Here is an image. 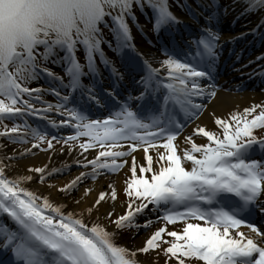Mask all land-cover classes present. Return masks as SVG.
Returning <instances> with one entry per match:
<instances>
[{"label":"snow or ice","instance_id":"6c2138e0","mask_svg":"<svg viewBox=\"0 0 264 264\" xmlns=\"http://www.w3.org/2000/svg\"><path fill=\"white\" fill-rule=\"evenodd\" d=\"M241 2L244 14L264 12V0ZM173 3L197 26L179 50L175 33L184 21L169 0H0V137L31 142L32 148L47 141L52 150L55 141L61 152L65 145L69 153L76 150L74 164L87 170L61 185L62 193L120 172L125 195L123 212L106 211L102 224L100 205L114 204L118 196L114 182L86 209L65 211L66 205L23 186L43 182L58 169L29 166L36 177H10L6 170L12 165L5 159L22 158L30 149L0 157V213L7 218L0 223V252L11 253L7 264H145L143 254L163 256L164 264H264V230L249 219L264 220V134L254 132L264 130V103L226 117L213 113L215 131L194 125L182 135L203 109L197 100L215 95L220 39L214 22L234 6L220 0ZM137 12L147 14L162 58L138 50L129 24H139ZM102 46L135 71V96L120 97L116 81L123 75ZM97 56L112 78L100 91ZM62 129L69 134L55 135ZM90 149L96 150L91 159ZM138 149L143 163L134 155ZM91 191L85 187L83 195ZM153 224L158 227L140 247L118 242L123 230L139 233Z\"/></svg>","mask_w":264,"mask_h":264},{"label":"bare ground","instance_id":"6f19581e","mask_svg":"<svg viewBox=\"0 0 264 264\" xmlns=\"http://www.w3.org/2000/svg\"><path fill=\"white\" fill-rule=\"evenodd\" d=\"M223 4H229L233 5L234 7H230L229 11L226 15H224L225 20L224 25L226 28L230 29V25L233 22L234 19H238V23L236 26H231L236 28V31H240V33H237L234 36H237L238 34H242L243 32H250L251 30H257L261 32L260 35V41H264V22H261V17L264 16V12H251L249 14H244L242 12V9L244 8V4L241 2V0H221ZM231 28V31H233ZM250 30V31H249ZM256 43V40H249L248 41V47L254 46ZM222 50L220 48L219 51V59L216 63V71L222 72L224 75L225 83H223V88H228L229 85H227L231 78H236V82L231 85L230 92L224 91L215 93L213 96H206L207 100H211V103L208 105L205 113L200 119H197L194 124L191 125V128L194 125H203L208 130H216V126L213 123V116L214 113L216 116L220 117H226L228 113L234 111V110H241L242 108L246 106H251L252 104H258L259 102L264 100V90L261 92L255 93V94H248L249 91L246 90L243 93V95H236L231 94L234 93L233 90L236 88L237 83L240 82L243 87L247 85V89H250L256 84V81H251V75L253 73H260L263 70V67L261 63L253 62L251 61L254 58H246L244 56L237 57V65L238 68L232 69L224 65V61L229 58V52L225 51L222 53ZM264 53V49L261 50L260 54ZM264 66V65H263ZM246 93V94H244ZM125 97V96H124ZM134 102V101H131ZM189 129V131L191 130ZM188 131V132H189ZM201 143V141H198ZM29 148L30 152L28 154H25L22 156H17L16 159L12 161H8L5 159V163H10L12 165L11 168L7 169V175L12 177L16 175H32L33 177H36L37 174L35 172L29 171V166L31 167H41V166H47L48 169L56 168L60 170V168L64 167H70V166H76L74 164L75 159L78 158L77 151H72L69 153L67 150H64L63 152L60 151V149H56L50 153L46 154H39L32 149L31 146H25V148ZM181 147H187L184 144H181ZM24 148H20L15 150L16 152H22ZM0 155L3 156V158H6L7 156L13 155V150H9L4 145L0 144ZM95 153H92L90 155H87L89 159H91ZM141 158V157H140ZM140 158H138V161H141ZM20 159V160H19ZM86 171L83 167H77L75 171L71 172L69 176H65L64 178H59L56 180V185L54 187L49 188L48 184H45L42 186L41 184H37L35 181L36 179H33V181L29 183H25L23 186L27 187L35 192H37L41 196H47L50 201H52L55 204H62L66 205L65 211H74V212H80L83 209H86L90 204H92L93 200L97 196L98 192L101 190H106L107 184L111 181L114 182L116 191L119 193L122 191L123 188V180L124 176L121 174L119 176H116L113 179H107L105 178L98 184L93 183H82L79 188L76 190L79 193L78 199L76 201L72 200H64L61 197L60 191L57 189L70 181L74 176H76L80 171ZM88 187L91 188L92 191L88 193L86 196L83 195L84 188ZM117 196V198H118ZM264 199V197H262ZM78 201V202H77ZM112 210L113 214L115 215V212L122 213L123 207L121 205V202L116 199L115 203L111 200H109L107 203H102L100 205V223L106 224L107 221L105 219L104 213L106 211ZM85 216L87 217V213H85ZM97 216V213H93L91 218L92 220H95ZM153 230V229H152ZM241 231H246V229H241ZM134 237V238H133ZM140 233H132L130 236L126 237H119L118 242L122 245H126L129 248L134 247H140L142 245V237ZM139 255V254H138ZM142 258V257H141ZM143 259V258H142ZM145 261V264H147V260L143 259Z\"/></svg>","mask_w":264,"mask_h":264},{"label":"rangeland","instance_id":"374dc122","mask_svg":"<svg viewBox=\"0 0 264 264\" xmlns=\"http://www.w3.org/2000/svg\"><path fill=\"white\" fill-rule=\"evenodd\" d=\"M20 148H22V147H20ZM17 149H19V147H10L9 148V150H17ZM20 160V159H19ZM52 179H54V177H52L51 176V178H48V179H45L43 182H41V183H44L43 184V186L45 185V184H48V186H49V188H51L52 189V187H54L55 185H56V182H53L54 180H52ZM39 183V182H38ZM60 194H61V197L64 199V200H66V201H70V200H72L73 202L74 201H76V199H78V197H79V193L78 192H74L73 194H71V195H69V194H67V193H62V192H60ZM117 200L118 201H123V200H125V196L123 195V193L121 192L120 193V195L118 196V198H117ZM127 235H129V232L128 231H126L125 233H122L120 236L121 237H126ZM143 240H144V238L147 236V234H144L143 233ZM142 237V236H141ZM140 237V238H141ZM142 240V241H143ZM154 254H143V259H145V260H147V261H153V262H155L156 264H164V257L163 256H160V257H155V256H153Z\"/></svg>","mask_w":264,"mask_h":264}]
</instances>
